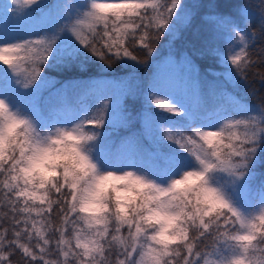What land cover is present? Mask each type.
<instances>
[{"label": "snow or ice", "instance_id": "6c2138e0", "mask_svg": "<svg viewBox=\"0 0 264 264\" xmlns=\"http://www.w3.org/2000/svg\"><path fill=\"white\" fill-rule=\"evenodd\" d=\"M12 4L29 24L52 7ZM226 7L210 18L223 43L209 49L223 68L218 105L193 120L173 99L146 100L184 119L153 112L163 134L133 164H116L119 153L105 150L107 129L141 121L127 107L136 95L130 82L118 119L111 96L70 119L58 118L67 109L45 118L19 97L49 69L119 67L131 76L156 58L162 38L191 22L192 8L74 0L43 27L0 34V264H264V0ZM201 40L192 37L202 54ZM184 63L198 73L191 57ZM143 138L141 121L128 142Z\"/></svg>", "mask_w": 264, "mask_h": 264}, {"label": "trees", "instance_id": "16d2710c", "mask_svg": "<svg viewBox=\"0 0 264 264\" xmlns=\"http://www.w3.org/2000/svg\"><path fill=\"white\" fill-rule=\"evenodd\" d=\"M44 2V1H43ZM74 0H47L49 8L47 18L31 25L27 22L17 20L13 13L16 6L10 5L5 0H0V34L15 35L27 30H35L38 26L43 27L57 18L54 8L62 4H70ZM190 8L193 15L191 22L184 23L180 31L171 39L162 38L158 46V54L150 64L142 65L132 72L130 69L116 68L111 72H100L96 66L88 65L85 70L74 68L71 71H60L49 69L45 75L47 81L39 84L33 93L21 95L20 103L24 105L35 104L37 111L45 118L53 116L57 111L67 109L58 113H66L69 110H78L80 103H86L88 109L95 105L99 98L114 97L113 109L115 115L113 119L119 118L116 111L125 88V83L130 82V86L135 92V98L129 97L127 107L133 112L142 113L141 121L146 133V138L139 141V144L128 140L132 133L138 131L140 120L132 126L117 124L113 128L107 129L109 132L108 141L105 144L107 153L119 156L113 161L116 164L139 163V149L147 151L155 150L152 142L158 141V134H163V127L156 124L159 117L153 112L167 117L169 120L182 122L183 116L174 113L164 112L155 104L146 103L155 96L176 95L184 104V109L188 112V118L200 120L205 117V108L211 109L218 105V93L223 83V68L217 63V59L211 54L209 49L222 48V37L215 35L214 24L211 17L216 13H227V5L234 4L237 0H183ZM9 4L8 12L4 5ZM55 3V4H53ZM249 3L256 5L259 0H249ZM198 7H192V6ZM220 5L219 8L212 7ZM58 9V8H57ZM26 10V9H25ZM59 10V9H58ZM258 11V9H255ZM45 11V9H44ZM41 13L34 15L36 20L40 19ZM199 36L201 42L196 48H202L201 52L193 48L192 37ZM192 58L194 65L198 69L190 71L188 65L184 63V57ZM0 67H4L0 65ZM184 72L189 73L191 83H182L181 76ZM188 85L192 88L188 95H183V86ZM151 90V91H150ZM152 91H155L152 92ZM60 92L61 95H57ZM174 93V94H171Z\"/></svg>", "mask_w": 264, "mask_h": 264}, {"label": "rangeland", "instance_id": "374dc122", "mask_svg": "<svg viewBox=\"0 0 264 264\" xmlns=\"http://www.w3.org/2000/svg\"><path fill=\"white\" fill-rule=\"evenodd\" d=\"M5 1H7L10 5H13L12 4V0H5ZM44 1V3H46L47 2V0H43ZM73 2H71L70 4H72ZM47 4V3H46ZM53 4H55V3H53ZM69 4V5H70ZM13 6H15V5H13ZM54 11H55V13H56V15H58L59 14V10L55 7L54 8ZM48 14H49V10L48 9H45V11L43 12V14H40V19L39 20H36L35 19V17L33 16L32 17V20L34 21V22H41L42 21V19H44V18H47L48 17ZM31 25H36V24H31ZM190 74L188 73L187 74V72H184L183 74H182V76H181V82L182 83H191L189 80H190V76H189ZM183 88V95H188L189 94V92L191 91L192 92V88H189V86L188 85H185V86H183L182 87ZM171 94H174V93H171ZM23 95H25V94H23ZM159 98H161V99H163V100H165V101H168V100H170V99H173L174 101H176L182 108L184 107V104L185 103H182L181 102V100L179 99L180 98V96L178 97V96H176V95H166V96H160ZM78 109H88V105L86 104V103H80V105L78 106ZM73 114H74V110H69L68 112H66V113H61L60 114V117H58V118H60V119H70L72 116H73ZM130 164V163H129Z\"/></svg>", "mask_w": 264, "mask_h": 264}]
</instances>
